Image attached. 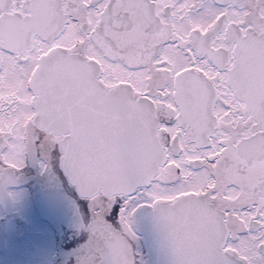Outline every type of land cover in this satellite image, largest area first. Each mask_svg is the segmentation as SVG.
I'll return each mask as SVG.
<instances>
[{
    "label": "snow or ice",
    "instance_id": "1",
    "mask_svg": "<svg viewBox=\"0 0 264 264\" xmlns=\"http://www.w3.org/2000/svg\"><path fill=\"white\" fill-rule=\"evenodd\" d=\"M2 264H264V0H0Z\"/></svg>",
    "mask_w": 264,
    "mask_h": 264
},
{
    "label": "flooded vegetation",
    "instance_id": "2",
    "mask_svg": "<svg viewBox=\"0 0 264 264\" xmlns=\"http://www.w3.org/2000/svg\"><path fill=\"white\" fill-rule=\"evenodd\" d=\"M0 264H2V262H0Z\"/></svg>",
    "mask_w": 264,
    "mask_h": 264
}]
</instances>
